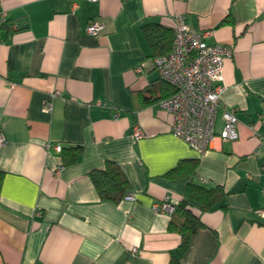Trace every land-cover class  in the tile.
Wrapping results in <instances>:
<instances>
[{"label":"crops","instance_id":"1","mask_svg":"<svg viewBox=\"0 0 264 264\" xmlns=\"http://www.w3.org/2000/svg\"><path fill=\"white\" fill-rule=\"evenodd\" d=\"M2 11L0 264H264V0H0ZM179 13L232 49L217 123L234 108L238 138L216 136L203 154L170 131L158 101L172 87L142 27L171 40ZM91 20L98 34L84 31ZM47 143L81 149L62 165ZM106 160L134 200L99 198L89 172ZM189 182L226 193L208 211L193 201L203 226L181 252L170 213L153 204H176Z\"/></svg>","mask_w":264,"mask_h":264},{"label":"built area","instance_id":"2","mask_svg":"<svg viewBox=\"0 0 264 264\" xmlns=\"http://www.w3.org/2000/svg\"><path fill=\"white\" fill-rule=\"evenodd\" d=\"M76 4L73 5L75 7ZM5 20V13L0 12V26ZM102 24L91 20L84 31L88 34H98ZM209 31L196 30L186 21L182 13L173 16V42L170 52L158 55L154 59L155 68L165 83L173 92L161 98L158 105L170 116V131L178 138L187 142L197 153L206 152L214 137L223 140L238 138L236 126L238 118L234 108H222L220 123H217L220 99L225 86L223 85V66L226 57L232 53L231 47L206 42ZM55 92L54 94H56ZM104 104V102H98ZM50 101H45L43 110H49ZM119 113L116 112L115 116ZM253 129V126H251ZM135 139L144 133L135 124L133 126ZM0 132V141H3ZM47 150L59 152L60 144H46ZM123 199L134 200V194L128 193ZM175 204L167 199L155 202V211L171 213ZM257 212L264 215V208Z\"/></svg>","mask_w":264,"mask_h":264},{"label":"trees","instance_id":"3","mask_svg":"<svg viewBox=\"0 0 264 264\" xmlns=\"http://www.w3.org/2000/svg\"><path fill=\"white\" fill-rule=\"evenodd\" d=\"M143 29L150 39L153 47H158L161 50L157 52V55H164L171 49L173 37L168 41H159L156 39L155 32L151 29L154 28L153 24H143ZM149 30V31H148ZM162 48H166V51H162ZM173 92V89L171 93ZM170 93V94H171ZM167 97V96H166ZM61 146V145H60ZM81 146H62L58 152L62 165L71 164L75 162L80 153ZM196 165V161H191L184 167L182 164H178L173 169L169 170L167 175L179 174L182 170L193 169ZM89 176L97 190L99 198L101 200H108L112 202H119L130 191V182L125 174V171L114 160H106L103 168L94 169L89 172ZM224 189L219 186L207 187L203 184H196L189 182L185 188L184 197L179 200L174 210L170 213V219L168 223V230L179 233L181 240L179 244V250L181 252L186 251L192 244L196 233L203 223L200 220L199 213H196L193 209V201L200 204V211H208L213 208L214 205L221 202L225 196Z\"/></svg>","mask_w":264,"mask_h":264}]
</instances>
